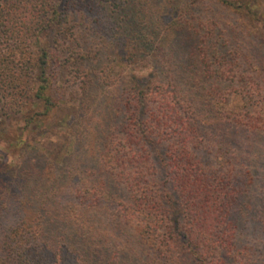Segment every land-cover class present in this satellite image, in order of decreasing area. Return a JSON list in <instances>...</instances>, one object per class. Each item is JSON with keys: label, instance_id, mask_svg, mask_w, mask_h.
<instances>
[{"label": "trees", "instance_id": "16d2710c", "mask_svg": "<svg viewBox=\"0 0 264 264\" xmlns=\"http://www.w3.org/2000/svg\"><path fill=\"white\" fill-rule=\"evenodd\" d=\"M261 9L0 0V93L43 160L26 172L0 264H252L234 234L253 219L249 190L264 201ZM106 51L98 76L89 64ZM52 133L62 143H42Z\"/></svg>", "mask_w": 264, "mask_h": 264}, {"label": "rangeland", "instance_id": "374dc122", "mask_svg": "<svg viewBox=\"0 0 264 264\" xmlns=\"http://www.w3.org/2000/svg\"><path fill=\"white\" fill-rule=\"evenodd\" d=\"M259 6L264 12V0H259ZM260 26H264V23ZM261 45L264 47V40ZM55 47L57 48V45ZM118 52L124 53L125 50L122 48ZM105 55L109 56L110 52L106 51L101 61L89 64V68L98 76L107 62L105 61ZM71 66L68 63L66 67H63L68 77L73 75V67ZM63 69L61 68L59 71V78ZM119 70L118 66L113 65L112 74L116 75ZM134 72L141 75L145 73V70L138 72L135 69ZM9 99L8 95L0 93V245L7 239V234L4 231L6 225L16 224L22 216V204L24 198L29 194V191H26L23 187L25 179L30 181L29 178L25 177L27 170L33 166H40L43 162L38 150L39 144L37 141L39 139L36 141L34 137L27 133L24 129L26 121L21 112V107L11 108ZM238 103L236 101L233 105ZM74 105V103L64 105L61 110L48 115L46 117V127L49 126L50 122L52 123L50 126L61 124L63 116L73 111ZM67 131L65 130V132ZM39 134L40 132H37V136ZM49 137L42 139V143L43 141L46 143L49 141L62 143L64 139L62 134L56 133H52ZM25 138L28 139L26 142H24ZM262 174L260 171L259 175ZM248 193L252 195L250 197L253 199V219H247L244 223L239 224L240 227H236L234 234L235 248H246L251 255L252 264H264V201L261 196L263 193L256 188L250 189Z\"/></svg>", "mask_w": 264, "mask_h": 264}]
</instances>
